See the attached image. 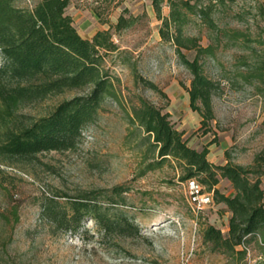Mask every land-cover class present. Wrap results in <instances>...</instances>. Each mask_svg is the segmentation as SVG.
Masks as SVG:
<instances>
[{"label": "trees", "instance_id": "1", "mask_svg": "<svg viewBox=\"0 0 264 264\" xmlns=\"http://www.w3.org/2000/svg\"><path fill=\"white\" fill-rule=\"evenodd\" d=\"M164 1L152 0L156 16L162 21L159 34L174 45L180 63L191 75L186 90L191 110L201 117L200 128L207 127V122L215 118L212 98L220 93L222 81L232 89L251 87L264 103V2L232 13L241 24L252 19L256 23L252 29L219 26L220 15L231 9L228 3L234 0H166L169 12L162 16ZM69 3L0 0V163H26L39 152L74 149L103 101H121V80L106 67L105 55L121 53L112 34L129 28L134 17H126L124 9L116 23L87 39L79 34L66 12ZM94 11L100 21H109L98 9ZM191 15L207 27L208 44H201L200 36L183 34ZM233 47L239 54L227 69L217 61L216 54L220 48ZM190 50L195 51L192 59L184 53ZM206 58L216 63V77L206 73ZM128 59L125 56L122 63ZM133 67L136 81L165 96L155 83L137 72L135 64ZM68 91L77 94L37 119L17 114L20 106ZM127 119L133 126L129 136L136 135L137 145L144 146L142 175L171 160L180 171L181 181L196 180L212 195L213 202L223 204L224 212L230 213L226 232L213 224L200 229L202 244L210 252L244 260L245 251L238 247L254 243L258 251L263 250L260 241L264 243V149L247 165L233 162L227 149L226 163L215 164L208 160L206 146H191L184 131L174 126L170 113L142 96H137V105L130 106ZM222 180L229 182L232 194L219 190ZM124 189L114 187L106 203H101L100 194L92 191L81 192L63 203L54 197L61 195L43 196L39 214L50 229L77 231L83 219L91 218L102 238L135 237L138 228L122 208Z\"/></svg>", "mask_w": 264, "mask_h": 264}, {"label": "rangeland", "instance_id": "2", "mask_svg": "<svg viewBox=\"0 0 264 264\" xmlns=\"http://www.w3.org/2000/svg\"><path fill=\"white\" fill-rule=\"evenodd\" d=\"M258 2L264 0L229 2L231 9L220 15L219 26L254 29L256 23L252 19L241 24L232 13L254 8ZM84 3L98 9L110 21L124 9L126 17H134L129 28L112 34L121 53L105 55L106 67L121 80V101H103L95 120L84 127L74 149L39 152L26 163H0V264H180L182 252L189 254V264H245L243 258L210 252L202 244V226L213 224L224 229L223 204L213 202L197 211L190 202L186 182L179 179L180 171L171 160L142 175L144 146L137 145L136 135L129 136L133 126L127 115L130 106L137 105V96H142L164 107L176 128L185 123L186 128H192L191 134L205 135V140L222 142L224 147L230 143L228 150L233 162L247 165L264 149L261 98L247 85L232 89L222 81L220 93L212 98L215 118L201 129V117L191 110L186 90L191 75L180 63L174 45L160 37L162 21L156 16L152 0ZM168 12L165 0L161 14L167 16ZM189 19L183 34L200 36L201 44H208L207 27L195 16ZM184 53L192 59L195 51ZM238 54L234 47L220 48L216 57L230 69ZM125 56L129 59L122 63ZM134 64L137 72L155 83L165 96L136 81ZM217 68L216 63L205 59L209 76L216 77ZM75 94L76 91H68L20 106L17 114L37 119ZM116 186L125 188L122 208L138 228L135 237L102 238L91 218L83 219L77 231L50 229L40 217L43 196L61 195L54 197L63 203L81 192L92 191L100 194L101 203H106ZM218 188L230 194L227 180H222ZM251 246L255 255L260 254L254 243ZM263 259L254 264H261Z\"/></svg>", "mask_w": 264, "mask_h": 264}, {"label": "crops", "instance_id": "3", "mask_svg": "<svg viewBox=\"0 0 264 264\" xmlns=\"http://www.w3.org/2000/svg\"><path fill=\"white\" fill-rule=\"evenodd\" d=\"M84 1H89V0H69L70 3L66 9V12L72 17L74 25L77 28V31L83 38L91 39L98 30H106L110 27V24L116 23L118 16L115 18L114 21L112 20L110 21L107 18L106 20H109L108 22L100 21V17L95 13L94 8L90 6H86ZM177 128L179 130L184 131L185 136L189 137V144L191 146L197 149L202 148L203 146L207 147L208 149L207 158L209 161L215 164L226 163L227 160L225 156V151L228 149L230 143H227V145L224 147L222 142L217 143L216 141L212 142L210 139L205 140L204 137L205 135L198 136V133L191 134L192 131L190 130H192V128H190V130L186 128L185 123H182V125H180ZM261 187L264 191V179L262 180ZM230 194H232V190L230 191ZM229 217H230V213L224 212V215L222 216L224 223L223 232H226L228 229ZM238 248H241V246ZM258 252H261L264 258V247L262 251H258Z\"/></svg>", "mask_w": 264, "mask_h": 264}, {"label": "built area", "instance_id": "4", "mask_svg": "<svg viewBox=\"0 0 264 264\" xmlns=\"http://www.w3.org/2000/svg\"><path fill=\"white\" fill-rule=\"evenodd\" d=\"M186 186L189 193L190 202L194 208L198 211L205 206L213 203L212 195L205 192L203 188L194 179L188 180ZM260 244L264 246V243L260 241ZM241 248L245 251V264H254L257 260L262 259V255H255V249L251 245H243ZM189 254L181 253L180 264H189Z\"/></svg>", "mask_w": 264, "mask_h": 264}]
</instances>
